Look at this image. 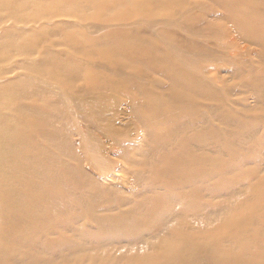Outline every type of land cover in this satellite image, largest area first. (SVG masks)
Returning a JSON list of instances; mask_svg holds the SVG:
<instances>
[{
  "label": "bare ground",
  "instance_id": "1",
  "mask_svg": "<svg viewBox=\"0 0 264 264\" xmlns=\"http://www.w3.org/2000/svg\"><path fill=\"white\" fill-rule=\"evenodd\" d=\"M0 264H264V0H0Z\"/></svg>",
  "mask_w": 264,
  "mask_h": 264
}]
</instances>
